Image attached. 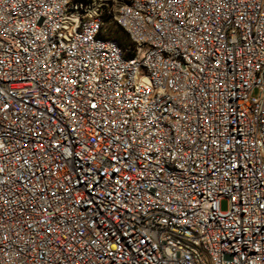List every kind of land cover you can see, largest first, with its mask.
Returning <instances> with one entry per match:
<instances>
[{
    "label": "built area",
    "instance_id": "obj_1",
    "mask_svg": "<svg viewBox=\"0 0 264 264\" xmlns=\"http://www.w3.org/2000/svg\"><path fill=\"white\" fill-rule=\"evenodd\" d=\"M0 264H264V0H0Z\"/></svg>",
    "mask_w": 264,
    "mask_h": 264
},
{
    "label": "rangeland",
    "instance_id": "obj_2",
    "mask_svg": "<svg viewBox=\"0 0 264 264\" xmlns=\"http://www.w3.org/2000/svg\"><path fill=\"white\" fill-rule=\"evenodd\" d=\"M101 3H103V5H108L111 9L115 8L118 4L126 1V0H100ZM113 30V33L118 36L120 39H123V36H121L120 32H118V30L112 26L111 27ZM220 208L221 210L225 211L227 209V202L225 200H222L220 203Z\"/></svg>",
    "mask_w": 264,
    "mask_h": 264
},
{
    "label": "snow or ice",
    "instance_id": "obj_3",
    "mask_svg": "<svg viewBox=\"0 0 264 264\" xmlns=\"http://www.w3.org/2000/svg\"><path fill=\"white\" fill-rule=\"evenodd\" d=\"M106 235V234H105Z\"/></svg>",
    "mask_w": 264,
    "mask_h": 264
}]
</instances>
